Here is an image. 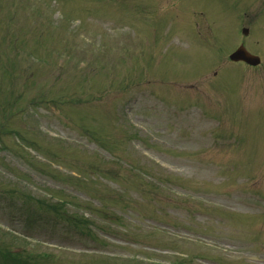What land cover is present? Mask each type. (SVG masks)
<instances>
[{
  "label": "rangeland",
  "instance_id": "374dc122",
  "mask_svg": "<svg viewBox=\"0 0 264 264\" xmlns=\"http://www.w3.org/2000/svg\"><path fill=\"white\" fill-rule=\"evenodd\" d=\"M0 264H264V0H0Z\"/></svg>",
  "mask_w": 264,
  "mask_h": 264
},
{
  "label": "water",
  "instance_id": "95a60500",
  "mask_svg": "<svg viewBox=\"0 0 264 264\" xmlns=\"http://www.w3.org/2000/svg\"><path fill=\"white\" fill-rule=\"evenodd\" d=\"M244 33H248L249 29L244 28ZM230 58L234 61H240L243 60L249 64L252 65H258L261 62V58L258 55H255L247 50V48L244 45H241L238 49H236L231 55Z\"/></svg>",
  "mask_w": 264,
  "mask_h": 264
}]
</instances>
